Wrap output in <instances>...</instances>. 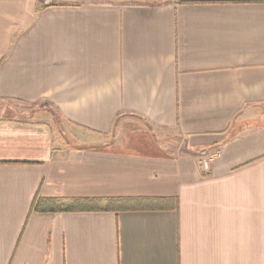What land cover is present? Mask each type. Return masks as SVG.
<instances>
[{"label": "crops", "instance_id": "obj_1", "mask_svg": "<svg viewBox=\"0 0 264 264\" xmlns=\"http://www.w3.org/2000/svg\"><path fill=\"white\" fill-rule=\"evenodd\" d=\"M11 103L0 264H264V0H0Z\"/></svg>", "mask_w": 264, "mask_h": 264}, {"label": "trees", "instance_id": "obj_2", "mask_svg": "<svg viewBox=\"0 0 264 264\" xmlns=\"http://www.w3.org/2000/svg\"><path fill=\"white\" fill-rule=\"evenodd\" d=\"M151 202L156 209H179V199L175 196L139 197V196H77V197H41L32 203L31 210L37 212H82V211H119L129 210ZM147 207V206H146ZM145 208V207H142Z\"/></svg>", "mask_w": 264, "mask_h": 264}, {"label": "rangeland", "instance_id": "obj_3", "mask_svg": "<svg viewBox=\"0 0 264 264\" xmlns=\"http://www.w3.org/2000/svg\"><path fill=\"white\" fill-rule=\"evenodd\" d=\"M56 1H60V0H56ZM143 1H154V0H143ZM10 105L12 106L13 110H12V109H8V110H9V111H8V110L5 109V108H3V109L0 108V113L3 112V113H6V115H9L10 113L15 114V113H14V110H15L14 107L16 106V104H15V103H11ZM40 105H41L43 108H44V106L48 107V104H45V103H41ZM23 106H25V105H23ZM33 106H34V105H33ZM31 112H32V111H31ZM37 113H38V112H37ZM31 115H32L33 117H36V113H34V112H32ZM21 116H27V115H21Z\"/></svg>", "mask_w": 264, "mask_h": 264}]
</instances>
